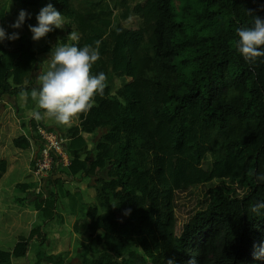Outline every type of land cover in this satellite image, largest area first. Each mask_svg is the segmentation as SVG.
Segmentation results:
<instances>
[{
	"label": "trees",
	"instance_id": "1",
	"mask_svg": "<svg viewBox=\"0 0 264 264\" xmlns=\"http://www.w3.org/2000/svg\"><path fill=\"white\" fill-rule=\"evenodd\" d=\"M51 3L78 36L74 44L100 42L92 73L104 72L107 86L66 130L54 118L37 121L21 113L26 118L13 145L33 150L31 170L45 146L38 129L62 140L68 160L64 165L55 155L46 178L22 185L39 187L36 214L47 223L68 208L73 218L81 211L88 218L90 241L78 242L73 257L56 254L51 260L40 253L37 264H165L170 257L177 264L193 257L198 264H264L253 255L264 245V209L259 215L251 211L264 201V181L256 179L264 174V57L249 62L235 47L236 29L252 24L248 11L264 17V0ZM131 18L144 25L133 57L135 75L127 78L133 59L123 23ZM20 41L0 43V101L24 97V109L33 113L38 106L30 92L39 62ZM7 167L0 160V180ZM78 179L93 180L87 187L95 192L94 204L66 187ZM46 183L47 196L41 189ZM199 188V207L177 231L179 195ZM127 209L131 213L124 215ZM100 216L115 227L99 233ZM33 238L45 239L40 227L19 237L11 250H0V264L25 257Z\"/></svg>",
	"mask_w": 264,
	"mask_h": 264
},
{
	"label": "rangeland",
	"instance_id": "2",
	"mask_svg": "<svg viewBox=\"0 0 264 264\" xmlns=\"http://www.w3.org/2000/svg\"><path fill=\"white\" fill-rule=\"evenodd\" d=\"M51 1L54 0H39L36 5H23L19 0H0V25L8 33L18 31L21 39L20 42L24 45H29L38 59L39 71L35 74L34 87L38 86V75L48 70L47 59L49 58L51 49L58 42L60 44H73L75 42L67 39L68 35L72 32L67 24L66 15H63L64 27L62 29H54L39 41H33L32 33L29 31L28 25L35 26L37 24L36 15L42 7ZM53 6L57 10L59 9L55 4ZM21 9L30 13L31 19L25 21L22 29L10 28L9 25L16 19ZM143 25V20L137 18H131L123 23V26L127 30L126 45L133 59L128 65L127 78L135 75L137 63L133 57L140 41V30ZM17 46L18 44L16 43L13 45V47ZM24 105V97L18 100L6 97L0 101V160H6L8 163V170L0 180V250H11L19 237L23 236L26 238L33 227H40L41 235L45 239L41 241V239L33 238L28 243L26 256L15 259L13 264H37V254L40 253L47 257L51 255V260L56 254L65 257L64 260H68L74 254L72 252L68 257L67 252L69 249L77 246L78 242L88 243L90 241L86 233L88 218L86 211H81L79 216L73 218L68 208L58 212V216L61 218L57 216L53 221L47 223L36 214L33 207V200L37 196V192L40 191L39 187L37 184L28 189H24L22 186L23 184L32 185L37 182V178L39 179L38 176L33 174L30 167L33 150L31 148L22 150L13 145V141L22 134L20 124L26 117H23L21 113L25 112L27 118H31L32 116V113L24 109L27 108ZM78 116L73 119L70 125H62L63 130L77 124ZM92 181L88 179L73 180L71 183H67L66 187L79 192L82 195L83 202L90 205L94 204L95 192L92 187H87V184L89 185ZM45 186H47V183L43 187L41 186V189L43 194L47 196L50 193V188L49 185L47 188ZM201 188L195 192L192 190L179 195L176 208L178 221L177 231H180L187 216L199 207L196 201L202 196L201 191L203 189ZM30 191L31 194H29ZM95 220H97V231L99 233L109 232L116 225L107 216H100ZM93 248L96 249L98 247L94 245ZM70 263L75 264L76 259H73Z\"/></svg>",
	"mask_w": 264,
	"mask_h": 264
},
{
	"label": "clouds",
	"instance_id": "3",
	"mask_svg": "<svg viewBox=\"0 0 264 264\" xmlns=\"http://www.w3.org/2000/svg\"><path fill=\"white\" fill-rule=\"evenodd\" d=\"M264 11V5L260 7ZM248 13L253 16L249 27L236 29L237 40L235 47L243 58L249 62H255L257 58L264 57V17L256 15L253 10ZM254 14V15H253ZM31 14L21 9L16 19L9 25L12 29H22ZM37 24H29L33 41H39L54 29L64 27V18L51 2L42 7L36 15ZM20 38L18 31L8 33L0 25V43L5 40L15 41ZM69 40L76 41L75 33L68 35ZM92 44L77 46L76 44H60L51 49L48 61V70L41 72L37 77V87L31 92V98L36 101L38 109L32 116L37 121L54 118L61 125H70L75 117L86 113L94 106L97 95H103L107 86V75L104 72L92 73L93 65L100 60L99 41ZM28 95L27 93H22ZM43 114H42V112ZM258 182L264 181V174L256 175ZM264 209V201H257L251 207V211L257 215ZM131 209H127L124 215H129ZM254 258H264V245L253 253ZM165 264H177L174 257L167 258ZM186 264H198L195 257Z\"/></svg>",
	"mask_w": 264,
	"mask_h": 264
},
{
	"label": "built area",
	"instance_id": "4",
	"mask_svg": "<svg viewBox=\"0 0 264 264\" xmlns=\"http://www.w3.org/2000/svg\"><path fill=\"white\" fill-rule=\"evenodd\" d=\"M38 130L41 139L45 142V146L40 157L36 160L35 170L32 172L39 177V179L37 178V182H41L42 178H46L48 176V172L51 169L55 155L61 157L64 165L68 164V160L62 150V140L52 132H47L44 129Z\"/></svg>",
	"mask_w": 264,
	"mask_h": 264
},
{
	"label": "crops",
	"instance_id": "5",
	"mask_svg": "<svg viewBox=\"0 0 264 264\" xmlns=\"http://www.w3.org/2000/svg\"><path fill=\"white\" fill-rule=\"evenodd\" d=\"M73 252V248H71V249H69V251H68V257L71 255V253Z\"/></svg>",
	"mask_w": 264,
	"mask_h": 264
}]
</instances>
